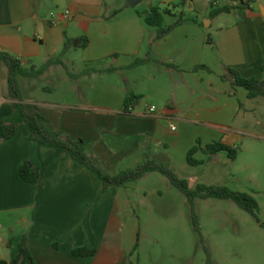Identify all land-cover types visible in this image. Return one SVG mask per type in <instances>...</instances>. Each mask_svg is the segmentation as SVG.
I'll use <instances>...</instances> for the list:
<instances>
[{"label":"crops","instance_id":"1","mask_svg":"<svg viewBox=\"0 0 264 264\" xmlns=\"http://www.w3.org/2000/svg\"><path fill=\"white\" fill-rule=\"evenodd\" d=\"M127 1L0 0V51L26 69L55 62L39 78L19 77L24 102L39 108L53 132L82 140L95 163L112 174L148 160L179 173L175 162L188 165L198 141L202 147H238L244 139L263 145L264 98L250 99L221 76L233 69L264 81V0H148L143 10L146 0L135 8ZM153 7L171 12L166 26L181 13L185 23L157 39V30L140 16ZM224 7L234 9L211 17ZM66 10L70 21L62 17ZM52 14L59 25L49 24ZM66 43L71 47L63 53ZM137 59L148 61L128 69ZM199 66L212 72L196 71ZM8 79L0 62V120L19 127L10 140L0 129V261L13 264L26 237L37 264L124 262L137 244L135 185L151 178L164 182L163 175L150 173L138 184L104 192L100 177L65 149L30 140L9 99ZM130 93L141 99L125 115ZM196 158L205 161L192 167L199 173L196 187L224 184L237 162L225 154L208 161L199 152ZM26 161L41 171L36 185L20 177ZM80 248L96 254L74 256Z\"/></svg>","mask_w":264,"mask_h":264},{"label":"rangeland","instance_id":"2","mask_svg":"<svg viewBox=\"0 0 264 264\" xmlns=\"http://www.w3.org/2000/svg\"><path fill=\"white\" fill-rule=\"evenodd\" d=\"M154 3L160 4L159 0ZM147 6L148 0L139 8ZM251 143L248 139L240 142L233 175L219 186L253 194L264 220V144ZM175 163L180 171L175 173L195 189L198 170L178 159ZM161 178L164 182L151 178L143 181L141 188L135 185L134 194L140 198L139 216L134 220L138 249L126 260L134 257L136 264H207L210 257L213 264H264V229L246 211L230 200L197 199L192 206L167 178Z\"/></svg>","mask_w":264,"mask_h":264},{"label":"trees","instance_id":"3","mask_svg":"<svg viewBox=\"0 0 264 264\" xmlns=\"http://www.w3.org/2000/svg\"><path fill=\"white\" fill-rule=\"evenodd\" d=\"M233 7H224L216 9L211 12V17H217L222 14L230 13ZM172 15L169 10H161L158 7H153L149 11L140 14L145 23L157 30V39H162L170 34L173 30L185 23L184 14L178 15V19L172 25H165L166 17ZM176 17V15H175ZM87 46L84 44L83 47ZM70 44L66 43L64 52L70 49ZM59 61V60H58ZM147 59H137L128 69H134L141 65H144ZM0 62H3L9 69V99L14 101L13 107L23 115L24 121L30 132V140L32 142H40L47 146H55L65 149L73 160L85 165L94 173H96L104 184V192L110 188H125L131 183H135L143 179L147 174L160 173L171 183L173 187L183 193L189 203L193 206L195 200L202 199H217V200H230L233 201L242 210L246 211L252 218L256 220L258 225L264 229V220L261 218L260 206L254 197V195L248 193L233 192L224 186H206L198 185L196 189L192 190L186 179L179 177L175 171L166 165L159 164L155 161L148 160L146 163L138 166L135 169H129L126 171L112 174L108 171L100 168L95 161L89 156L86 147L82 140H73L69 136L61 135L53 132L48 127L47 118L42 115L39 108L36 105L28 104L24 102L22 91L20 88L19 77L25 78H39L43 75L45 69L55 63L54 61L48 62V64L37 69L32 67L26 69L22 62L13 57L12 55L0 51ZM205 69L209 72L212 70L206 66H199L195 70ZM264 70V66H263ZM221 79L226 82H230L233 89L237 90L242 88L248 92L250 99L264 98V81L260 82L256 79L243 78L237 71L233 69H227L221 76ZM141 97L133 93H130L126 99L122 114L129 115L132 112L129 109H133L139 103ZM0 129L4 140H10L18 133L19 127L16 124H10L4 120H0ZM202 152L207 156L208 161H212L216 156L220 154L227 155L232 161H235L239 155V148L224 144L222 142H214L210 145L202 147L200 141L194 146L188 153L187 163L190 167L202 166L205 161L198 160L196 155ZM20 177L28 184L36 185L41 180V171L32 162L26 161L20 167ZM196 231L200 232L197 224L195 223ZM138 244L132 251L131 255L137 252ZM96 254L95 250H87L84 248L75 249L73 255L76 257H89ZM0 264H12L6 261H0ZM13 264H37L30 253L28 240L24 237L19 246L18 256ZM119 264H135L132 261L125 260ZM207 264H213L210 257H208Z\"/></svg>","mask_w":264,"mask_h":264},{"label":"built area","instance_id":"4","mask_svg":"<svg viewBox=\"0 0 264 264\" xmlns=\"http://www.w3.org/2000/svg\"><path fill=\"white\" fill-rule=\"evenodd\" d=\"M62 17L65 21H70L73 18V14L70 10H66L63 14ZM49 24L52 26H57L60 24L59 16L57 14H52L51 17L49 18ZM156 110L155 107L151 108V111L154 112ZM130 112H133V108L131 107L129 109ZM175 130V128H173ZM1 242V239H0Z\"/></svg>","mask_w":264,"mask_h":264},{"label":"water","instance_id":"5","mask_svg":"<svg viewBox=\"0 0 264 264\" xmlns=\"http://www.w3.org/2000/svg\"><path fill=\"white\" fill-rule=\"evenodd\" d=\"M143 0H128L127 3L131 8H135L138 4H140ZM160 161V160H159ZM161 163H165L164 161H160Z\"/></svg>","mask_w":264,"mask_h":264}]
</instances>
